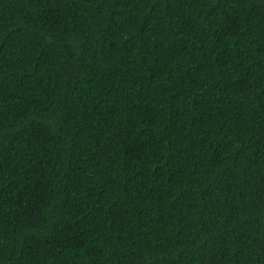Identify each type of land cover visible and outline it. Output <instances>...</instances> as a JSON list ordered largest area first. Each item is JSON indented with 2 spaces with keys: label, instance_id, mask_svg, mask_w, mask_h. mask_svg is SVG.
<instances>
[{
  "label": "trees",
  "instance_id": "16d2710c",
  "mask_svg": "<svg viewBox=\"0 0 264 264\" xmlns=\"http://www.w3.org/2000/svg\"><path fill=\"white\" fill-rule=\"evenodd\" d=\"M0 264H264V0H0Z\"/></svg>",
  "mask_w": 264,
  "mask_h": 264
}]
</instances>
